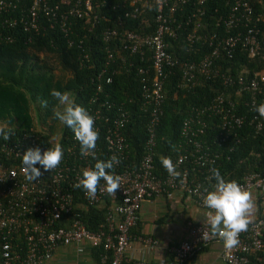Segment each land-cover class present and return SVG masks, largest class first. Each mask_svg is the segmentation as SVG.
<instances>
[{
    "label": "built area",
    "instance_id": "2783aa9c",
    "mask_svg": "<svg viewBox=\"0 0 264 264\" xmlns=\"http://www.w3.org/2000/svg\"><path fill=\"white\" fill-rule=\"evenodd\" d=\"M188 0H0V28L20 29L31 36L56 30L68 45L82 49L80 65L91 61L84 48H93L100 39L105 61L103 67L90 78L97 80L94 94L102 91L101 83H110L113 76L124 70L133 71L140 84V108L148 114L141 153L137 156L123 131L128 123L127 111L121 103H114V114L102 113L110 108L107 100L96 103L91 96L85 109L93 116L99 130L96 157L108 160L117 157L111 174L120 177V188L111 195L100 181L95 198L73 187L82 176V169L94 168L91 155H81L74 134L63 150L61 164L44 172L36 181L25 178L22 154L29 147H40L42 152L53 147L46 140L40 126L12 131V138L0 136V264H40L51 258L54 249L81 241H96L100 245L99 261L103 264H184L195 249L221 241L203 232L209 231L204 219L188 227L187 237L170 247L171 258L158 263L134 259L129 253L131 231L138 222L140 202L151 196H163L177 191L190 198L197 207L209 211L202 203L204 189L213 190L211 169L216 167L224 142L244 122L237 112L242 101L250 110L264 102V68L250 72L242 68L231 74L221 69L218 60L230 56L236 48L246 51L251 58L264 62V33L258 26L260 15L249 0H233L223 21L222 32L200 31L203 27L202 8L206 0H197L185 18L191 27L185 33L187 51L198 52L197 59L177 58L168 51L169 40L176 38L179 23L174 24L176 10H183ZM107 10L115 12L110 15ZM118 10V11H117ZM137 20L142 28L128 23ZM104 21L102 25H98ZM3 36V33H1ZM6 39L11 37L5 34ZM83 46V47H82ZM88 48V49H89ZM93 62V61H91ZM94 63V62H93ZM178 69L180 88H192L204 79L218 78L222 89L210 103L192 107L183 119L176 153L172 159L180 176H170L165 169L158 172L153 163L155 127L159 122L164 100V81ZM247 94L244 98L243 95ZM233 97H237L232 98ZM255 112V111H253ZM218 119L215 132L208 123ZM255 128L264 126L258 113L252 116ZM103 123L104 127L101 128ZM214 133V134H212ZM52 140V138H51ZM57 140V139H56ZM216 146V147H215ZM238 183L247 191L264 193V169L249 171ZM199 189V190H197ZM104 207V218L93 227L83 214L89 208ZM264 215L249 223L247 231L239 234V244L233 249L224 246L220 253L223 264H249V255L263 248ZM141 242L153 248L158 244L151 236H140Z\"/></svg>",
    "mask_w": 264,
    "mask_h": 264
},
{
    "label": "trees",
    "instance_id": "16d2710c",
    "mask_svg": "<svg viewBox=\"0 0 264 264\" xmlns=\"http://www.w3.org/2000/svg\"><path fill=\"white\" fill-rule=\"evenodd\" d=\"M253 10L260 15L258 26L264 33V0H249ZM233 0H206L202 6L205 10L202 16L203 27L200 31L222 32L223 19L225 18ZM198 7L197 0H188L182 7L183 10H176L174 24L179 23L176 38L169 40L168 51L177 58H192L197 60L206 50V47L196 46L198 52L187 51L185 33L191 27V23H185L189 12ZM118 11V10H117ZM112 16L115 12L107 10ZM104 21L98 25H102ZM134 28H142L137 20L128 23ZM0 32V122L6 123L5 130L11 129L16 132L34 128L35 123L40 124L41 129L46 128L43 139L53 142V146L59 143L64 150L70 143L74 134L66 125H61L59 137L54 135L53 124L47 121L53 108L58 101L50 95L52 89L61 92H72L76 104L86 107L91 96L96 98V103L107 100L112 107L102 108V113L111 115L116 111L114 103H121L127 111L128 123L124 128L132 149L138 156L141 153L145 137V122L148 114L140 108V84L133 71L113 76L110 83L102 80V91L94 94L97 80L93 82L90 78L96 70L103 67L105 58L103 46L100 39L94 40V47L84 48L89 54L88 62L79 63L78 55L82 49L75 43L68 45L66 39L57 32H45L38 36H31L20 29H2ZM8 34L11 39L5 37ZM83 47V46H82ZM89 48V49H88ZM221 69L236 74L242 68H248L254 72L264 68V62L258 57L251 58L246 51L240 47L218 60ZM57 68L62 73L61 78L55 77L53 70ZM178 69L166 77L164 81V100L160 119L155 127V145L153 147V163L158 172H164L165 168L160 162V157L173 158L176 151L179 131L183 119L190 113L192 107L204 106L212 100L217 92L222 89L221 81L218 78L204 79L192 88H180ZM247 94H244L245 98ZM232 98H237L233 97ZM47 101V106L42 102ZM36 108L37 117L32 114L31 106ZM237 112L245 116L244 122L235 131H232L222 147L217 149L220 152L216 167L226 180L240 181L244 174L249 171H262L264 169V126L256 129L252 116L255 112L250 110L242 101L236 104ZM36 117V118H35ZM213 123H208V128L215 132L218 129V119L213 118ZM103 123L101 128H103ZM214 134V133H212ZM57 139V140H55ZM55 140V141H54ZM216 147V146H215ZM213 185L215 181L212 180ZM104 207L97 209L89 207L83 214L88 226L93 227L104 218ZM263 248L255 254L249 255V264H264V232ZM99 257V255H98Z\"/></svg>",
    "mask_w": 264,
    "mask_h": 264
},
{
    "label": "clouds",
    "instance_id": "9594fccd",
    "mask_svg": "<svg viewBox=\"0 0 264 264\" xmlns=\"http://www.w3.org/2000/svg\"><path fill=\"white\" fill-rule=\"evenodd\" d=\"M50 95L63 106L62 111H54L53 118L73 131L75 139L79 142L81 155H91L96 160L94 168L82 169V176L73 187L82 189L85 195L92 199L95 198L100 181L103 180V190L115 195L116 190L120 188V177L108 170L113 169L119 161L115 156L108 160L96 157L95 149L100 137L93 116L84 107L76 104L68 92L52 89ZM42 106L46 107L47 101H43ZM253 111L264 119V102L256 105ZM0 136L9 140L12 138L11 129L0 127ZM62 160L63 149L59 143L43 152L40 147H29L22 154L25 178L36 181L43 176L40 168L36 167L37 164L44 172H50L56 169ZM160 162L170 176H180L170 157L161 156ZM209 179L214 180L215 184L212 185L211 191L204 189L202 203L209 210L204 223L208 225L209 231L203 232V239L209 235L215 236L223 242L226 249H233L239 244V234L248 229L250 214L254 208L252 195L235 180H226L217 168L211 169Z\"/></svg>",
    "mask_w": 264,
    "mask_h": 264
},
{
    "label": "crops",
    "instance_id": "0c3cea01",
    "mask_svg": "<svg viewBox=\"0 0 264 264\" xmlns=\"http://www.w3.org/2000/svg\"><path fill=\"white\" fill-rule=\"evenodd\" d=\"M254 208L250 222L264 215V193L251 192ZM207 211L197 207L192 198L168 191L163 196H151L140 202L138 222L131 231L129 253L134 259L158 263L171 258L170 247L187 237L188 227L202 221ZM140 236H151L158 244L150 248L144 245ZM222 241L211 242L195 249L184 264H223L220 253ZM100 245L96 241H81L57 246L51 258L40 264H103L99 261Z\"/></svg>",
    "mask_w": 264,
    "mask_h": 264
},
{
    "label": "rangeland",
    "instance_id": "374dc122",
    "mask_svg": "<svg viewBox=\"0 0 264 264\" xmlns=\"http://www.w3.org/2000/svg\"><path fill=\"white\" fill-rule=\"evenodd\" d=\"M53 72H54L55 77H59V78H61L62 73H64V72H61L60 70H58L57 68H55L53 70ZM68 93L70 94L71 98L73 99L72 92H68ZM62 109H63V106L60 105V104L56 105L55 108H53L54 111H62ZM31 111H32V114H34L37 117V110H36L35 107H33V105L31 106ZM53 113L54 112H52V114L49 117H47V121L50 122V124H53L54 135L51 136L52 139L54 137H56V138L59 137V135H60V128H61V125H62L58 120H56V119L53 118ZM6 125H7L6 123H1L0 122V127L1 126H6ZM36 125L40 126V124H38V123H35V126ZM44 130H46V128H44Z\"/></svg>",
    "mask_w": 264,
    "mask_h": 264
}]
</instances>
